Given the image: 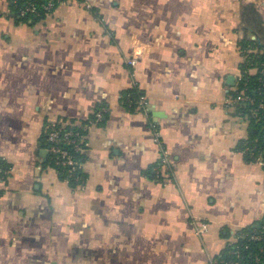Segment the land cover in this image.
<instances>
[{
    "label": "crops",
    "instance_id": "crops-1",
    "mask_svg": "<svg viewBox=\"0 0 264 264\" xmlns=\"http://www.w3.org/2000/svg\"><path fill=\"white\" fill-rule=\"evenodd\" d=\"M10 1L0 0L10 171L0 264H212L262 221L264 166L240 148L256 128L230 98L240 42L264 44L244 11L264 23V0H63L34 23L17 22ZM134 88L145 108L132 111L122 96ZM99 108L106 119L88 129L87 179L74 188L40 139Z\"/></svg>",
    "mask_w": 264,
    "mask_h": 264
},
{
    "label": "trees",
    "instance_id": "trees-1",
    "mask_svg": "<svg viewBox=\"0 0 264 264\" xmlns=\"http://www.w3.org/2000/svg\"><path fill=\"white\" fill-rule=\"evenodd\" d=\"M62 1L63 0H53L55 4L54 7ZM47 3L48 0H11L10 12L17 22L27 23L31 21L34 23L45 19L54 8L53 7L48 11L44 9V6L47 5ZM30 4L36 6L38 13H26L25 15H22V11ZM244 23L250 29H253L256 34L262 35V41L264 43V23L253 6H248L245 9ZM239 45L242 55L246 56L247 59L242 66L244 75L242 80L239 81L238 86L240 90L246 89L248 96L258 104L261 100H264V77L261 74V71L264 68V44L260 45L257 41L246 37ZM143 97L144 94L139 89L134 88L123 94L122 101L125 107L135 111L140 107ZM237 105V112L240 116H249L251 108L249 103L242 102ZM98 110H100V108L97 109V111ZM95 113L90 120L81 122L84 127L75 126L69 129H72L75 133L78 132L81 135H87L88 130L85 129V126H89L90 122L96 119ZM105 119L106 115L104 114L103 119L96 123L98 125H103ZM249 121L256 129H251L248 139L240 143V148L244 149L245 144L249 143L250 153L254 152L256 157L257 155H260V153L264 156V119L256 122L249 117ZM74 123L76 122H72V124ZM48 126L49 125L46 126L40 139V145L44 148L50 146L47 141L48 132L50 131V126ZM66 148L70 154L74 155L79 163H84L85 154L75 151L73 146H67ZM248 159L252 161V158L249 155ZM46 164L56 169L60 178L68 181L72 187L76 188L85 184L87 176L83 168L76 170L72 175L70 173V168L58 164L57 157L53 155L48 156ZM0 165L4 170H9L8 165L1 158ZM241 233L244 234L243 237H241L237 243L230 245L220 256L217 257V264H264V218L255 226L249 227Z\"/></svg>",
    "mask_w": 264,
    "mask_h": 264
},
{
    "label": "built area",
    "instance_id": "built-area-1",
    "mask_svg": "<svg viewBox=\"0 0 264 264\" xmlns=\"http://www.w3.org/2000/svg\"><path fill=\"white\" fill-rule=\"evenodd\" d=\"M86 5L87 8H91V4L89 0H80ZM53 0H48L47 5L44 6V9L47 11L52 9L54 7ZM26 13H38V10L35 5L30 4L28 7L22 11V15H25ZM246 56H244V62H246ZM138 62L137 58H134L131 60V64L135 66ZM261 74L264 77V70L261 71ZM244 75V72L242 70L240 74L239 81L242 80ZM238 81V83H239ZM242 102H247L250 104V113L249 117L256 122H259L261 119H264V100H261L258 104H256L255 100L250 98L248 94L246 93V89L240 90L239 86L237 84V87L234 89L231 98H230V104L231 105H237ZM145 106V99L142 98L140 107ZM96 119L92 120L89 124V126H85V129H89L90 126L98 121H101L104 117V111L98 110L95 113ZM50 126V127H49ZM48 127L50 131L48 132L47 141L50 144V146L47 148L49 155L56 156L58 159V164H61L65 167L70 168V173L73 175L74 172L78 169L83 168V164L79 163L73 154H70L67 146H73L75 151L80 152L81 154H84L86 149V142L85 138L86 135H81L78 132L72 131V127L78 126V127H84L81 123H67V122H57L54 124H50ZM243 152L248 156L252 158V162H256L260 164L261 166H264V156L262 153L260 155L255 156L254 152L250 153V146L249 143L245 144V147L243 149ZM9 170H4L2 166L0 165V184L4 183L6 178L5 176H8ZM207 225H203L201 228H198L197 233H205L207 231ZM243 233L238 234L236 243L239 241L241 237H243ZM212 264H217L216 261H213Z\"/></svg>",
    "mask_w": 264,
    "mask_h": 264
},
{
    "label": "rangeland",
    "instance_id": "rangeland-1",
    "mask_svg": "<svg viewBox=\"0 0 264 264\" xmlns=\"http://www.w3.org/2000/svg\"><path fill=\"white\" fill-rule=\"evenodd\" d=\"M254 52H256V51H254ZM245 118L247 119V121H249L248 119H249V116H245ZM50 125V124H49Z\"/></svg>",
    "mask_w": 264,
    "mask_h": 264
},
{
    "label": "water",
    "instance_id": "water-1",
    "mask_svg": "<svg viewBox=\"0 0 264 264\" xmlns=\"http://www.w3.org/2000/svg\"><path fill=\"white\" fill-rule=\"evenodd\" d=\"M255 39V38H254ZM232 78V80H234V77H231Z\"/></svg>",
    "mask_w": 264,
    "mask_h": 264
}]
</instances>
